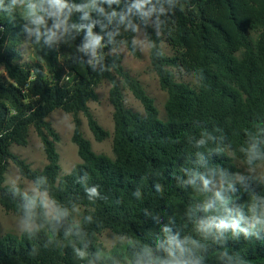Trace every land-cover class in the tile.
I'll list each match as a JSON object with an SVG mask.
<instances>
[{
    "label": "trees",
    "instance_id": "obj_1",
    "mask_svg": "<svg viewBox=\"0 0 264 264\" xmlns=\"http://www.w3.org/2000/svg\"><path fill=\"white\" fill-rule=\"evenodd\" d=\"M86 1L0 0V207L35 225L19 236L0 229V264H264V182L238 180L234 162H264V0H93V10ZM138 27L168 94L165 122L117 53L125 46L140 57ZM104 82L113 159L82 131L81 116L97 142L109 138L88 106ZM125 90L143 115L127 107ZM59 110L73 118L81 159L64 176L47 122ZM32 130L42 170L11 151L27 147ZM10 163L50 199L54 217L38 196L5 186ZM213 180L223 186L210 192ZM105 231L122 244L107 251Z\"/></svg>",
    "mask_w": 264,
    "mask_h": 264
},
{
    "label": "rangeland",
    "instance_id": "obj_2",
    "mask_svg": "<svg viewBox=\"0 0 264 264\" xmlns=\"http://www.w3.org/2000/svg\"><path fill=\"white\" fill-rule=\"evenodd\" d=\"M84 5L86 9L93 10L94 1L87 0ZM57 32H59L57 33L58 35L61 30L59 29ZM134 43L140 53L139 58L134 57L125 46H122L117 53L123 56L124 68L131 74V76L142 83L147 94L155 101V105L159 112V118L165 122L167 120L165 105L168 100V94L161 89L159 78L153 71L150 56V45L141 27H138L135 31ZM164 48L167 52H169L166 46H164ZM23 54L25 62L33 60L32 51L27 45L23 47ZM174 72L178 82L188 84L191 87H196L198 85L194 76L186 75L184 72L178 70H174ZM0 77L7 79L6 71L2 66H0ZM110 88L111 85L108 82H104L97 89V94L99 96L98 101L91 102L88 105L98 123L109 133V138L103 142H97L88 128L86 119L83 116H81V119L83 134L85 138L91 142L93 151L97 155H104L113 159L114 109L109 99ZM124 94L127 107L132 109L134 112L143 115L144 108L140 102L135 99L132 93L125 90ZM47 122L52 125L60 136V141L57 143V151L60 155V165L62 168L61 176L67 175L76 165L81 163L77 147L72 142L74 133L73 118L59 110L52 113L47 119ZM11 151L13 154L21 157L28 164H30L33 169L42 170L47 165V159L41 140L34 130L30 133L29 144L27 147L23 148L14 146ZM234 162L240 172L238 180L242 175L248 174L264 182V162L251 169L245 168L244 165L237 160ZM5 186L13 188L20 186L24 194L38 196L44 203L47 216L50 218L55 216V207L50 199L45 194L40 193L31 181L23 178L18 168L13 163L9 164L5 176ZM222 186L223 183L221 181L213 180L209 191H217ZM34 228L35 225L24 222L20 217L12 213H7L2 207H0V229L3 235L13 234L19 236L23 232ZM99 241L107 251H111L117 246H120L123 239L117 237L110 231H105L100 235Z\"/></svg>",
    "mask_w": 264,
    "mask_h": 264
},
{
    "label": "clouds",
    "instance_id": "obj_3",
    "mask_svg": "<svg viewBox=\"0 0 264 264\" xmlns=\"http://www.w3.org/2000/svg\"><path fill=\"white\" fill-rule=\"evenodd\" d=\"M17 2V0H13V3H16ZM92 193H95V189H91L90 190Z\"/></svg>",
    "mask_w": 264,
    "mask_h": 264
}]
</instances>
